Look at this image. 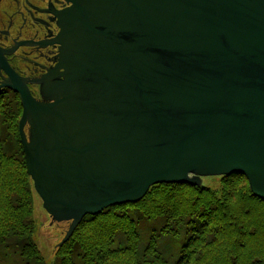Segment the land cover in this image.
Instances as JSON below:
<instances>
[{
    "label": "water",
    "instance_id": "water-1",
    "mask_svg": "<svg viewBox=\"0 0 264 264\" xmlns=\"http://www.w3.org/2000/svg\"><path fill=\"white\" fill-rule=\"evenodd\" d=\"M66 1L48 75L24 79L0 51L28 175L70 223L57 246L161 184L240 172L264 199V0Z\"/></svg>",
    "mask_w": 264,
    "mask_h": 264
},
{
    "label": "trees",
    "instance_id": "trees-1",
    "mask_svg": "<svg viewBox=\"0 0 264 264\" xmlns=\"http://www.w3.org/2000/svg\"><path fill=\"white\" fill-rule=\"evenodd\" d=\"M22 112L18 95L0 93L3 264H264V199L237 174L221 177L219 190L161 184L138 203L86 217L48 261L36 242V191L21 143Z\"/></svg>",
    "mask_w": 264,
    "mask_h": 264
},
{
    "label": "flooded vegetation",
    "instance_id": "flooded-vegetation-1",
    "mask_svg": "<svg viewBox=\"0 0 264 264\" xmlns=\"http://www.w3.org/2000/svg\"><path fill=\"white\" fill-rule=\"evenodd\" d=\"M69 5L66 0H0V51L13 72L33 82L57 67L60 46L54 41L60 33L58 13ZM8 79L0 67V84ZM32 82V94L42 99L41 86Z\"/></svg>",
    "mask_w": 264,
    "mask_h": 264
},
{
    "label": "rangeland",
    "instance_id": "rangeland-1",
    "mask_svg": "<svg viewBox=\"0 0 264 264\" xmlns=\"http://www.w3.org/2000/svg\"><path fill=\"white\" fill-rule=\"evenodd\" d=\"M22 115H23V112H22ZM0 126L2 127L1 122H0ZM23 152H24V149H23ZM202 182L206 187H210L215 190H219L221 187L220 186L221 184L220 176L206 177V178H203ZM34 218L37 222V227H38V231L36 233V242L38 246L40 247V250L42 251V253L46 256L47 260L51 262L54 258L55 249L60 247L57 245L62 243L69 227H65V229L62 230L61 227H63V225L61 227H57L56 223L54 224L52 223V218L44 209L43 202L37 193H36V196H34ZM4 262H5L4 260L2 262L0 259V264H3Z\"/></svg>",
    "mask_w": 264,
    "mask_h": 264
},
{
    "label": "bare ground",
    "instance_id": "bare-ground-1",
    "mask_svg": "<svg viewBox=\"0 0 264 264\" xmlns=\"http://www.w3.org/2000/svg\"><path fill=\"white\" fill-rule=\"evenodd\" d=\"M69 4V3H68ZM72 6V4H70L69 5V7H71ZM60 26V25H59ZM3 83H1L0 85H2ZM3 89H8V90H10L9 88H2L1 90H0V93H1V91L3 90ZM6 93H9V92H6ZM10 93H15L14 91H12V90H10ZM235 174H237V175H243L242 173H240V172H237V173H235ZM223 177H225V176H223ZM202 180H203V178H202ZM201 185H203V182H202V184ZM158 186V185H157ZM153 187H155V186H153ZM153 187H151V188H153ZM250 191H251V193H252V195L254 196V197H256L257 199H262L261 197H258V196H256L255 194H254V192H253V190L251 189V187H250ZM110 208H112V207H110ZM101 213H103V212H101ZM101 213H98L97 215H91L92 217H96V216H99ZM90 215H88V216H86V217H89ZM86 217H83L82 218V220L80 221V223L78 224V226H80L81 224H82V222L85 220V218Z\"/></svg>",
    "mask_w": 264,
    "mask_h": 264
}]
</instances>
